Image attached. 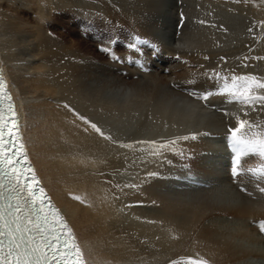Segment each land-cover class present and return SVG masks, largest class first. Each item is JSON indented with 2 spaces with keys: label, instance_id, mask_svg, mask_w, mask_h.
I'll return each mask as SVG.
<instances>
[{
  "label": "bare ground",
  "instance_id": "bare-ground-1",
  "mask_svg": "<svg viewBox=\"0 0 264 264\" xmlns=\"http://www.w3.org/2000/svg\"><path fill=\"white\" fill-rule=\"evenodd\" d=\"M168 1L0 0V64L26 149L87 264L264 262L217 227L225 215L246 221L262 246L250 221L264 218V198L224 179L191 192L164 181L209 134L237 127L236 116L264 127V105L217 115L176 88L216 73L264 79V0ZM97 14L165 42L183 62L168 75L123 76L84 47L89 38L61 30L62 17L92 23Z\"/></svg>",
  "mask_w": 264,
  "mask_h": 264
},
{
  "label": "snow or ice",
  "instance_id": "snow-or-ice-1",
  "mask_svg": "<svg viewBox=\"0 0 264 264\" xmlns=\"http://www.w3.org/2000/svg\"><path fill=\"white\" fill-rule=\"evenodd\" d=\"M215 79L220 81L218 94L231 97L232 102L248 108L264 105V79L235 73L223 76L216 73ZM211 95V92L206 93L200 99L206 100ZM5 100L9 101L7 108ZM16 117L11 96L0 75V264H81L82 257L71 228L51 206L44 189L37 187L39 182L32 175V168L27 166L23 144L17 143ZM235 119L237 127L229 129L235 153L264 157L261 142L264 127L239 116ZM21 159L25 164L18 168Z\"/></svg>",
  "mask_w": 264,
  "mask_h": 264
},
{
  "label": "rangeland",
  "instance_id": "rangeland-1",
  "mask_svg": "<svg viewBox=\"0 0 264 264\" xmlns=\"http://www.w3.org/2000/svg\"><path fill=\"white\" fill-rule=\"evenodd\" d=\"M160 1H164L165 3L166 2L169 3L168 0H160ZM179 5H181V1H180ZM183 13H184V10L181 8L179 10L180 22H178L177 27H176V35L179 34V33H182L183 25H181V17L183 16ZM96 19L94 21H92V23H95V24L99 25V24H104V22H105L104 25H106V27L108 26V28H110V29L119 30L120 28H123V29H128L129 31H135V32H138L139 34H141L140 31H139V29L137 27H135L134 29L129 28V26L124 25L125 23H123V22H121V24H120V22L117 19H113V20L112 19H107V18H104L102 15L100 16L99 14L96 15ZM154 19H156V20L153 21V22H151V21L148 22L149 25H153L154 22H158L159 23V27H160L159 30L161 32H163V34H165L166 37L168 38L167 33H166V25L162 21L163 18H154ZM61 21H63V23H60V27H61V30L62 31H64V32H66L68 34L74 35L76 33V35H78L79 31L75 27V24H72V22H67L68 20L65 17H62L61 18ZM80 21H85V22H88V24H90L89 23V20L86 21L83 18H80ZM82 31H84V30H82ZM79 35L78 36H75V37L78 38ZM81 42L83 43L84 47H86L87 49H89L96 56H100L101 53L102 54L104 53V51L106 52L105 49H107V47H106L105 43H103V42H100L101 45L92 44L91 41L88 42V41L82 40ZM93 49L94 50L96 49L95 50L96 54H95V52H94ZM103 55H101V57H105V55L104 56ZM105 58L108 59V60H110L107 57H105ZM221 220L223 222H221V224H218L217 227H218V230L220 232V236L223 239H227V240L233 242L235 245H244V247H246L248 249L255 250V251H259L262 254L264 253V244L262 246L261 245L259 246V245L254 244L252 242L251 239L253 237L250 238V233H253V232L246 226V223H247L246 221H242V220H240L238 218H235V217L233 218L232 216L227 217L226 215L224 216V218H221ZM194 261H197V260H194ZM200 262H202V261H200ZM247 263H249V264H264V262H263L262 259H257V258H255V259H253V258L251 259L250 258V259H247L246 262H242V264H247ZM203 264H207V263L203 262Z\"/></svg>",
  "mask_w": 264,
  "mask_h": 264
}]
</instances>
